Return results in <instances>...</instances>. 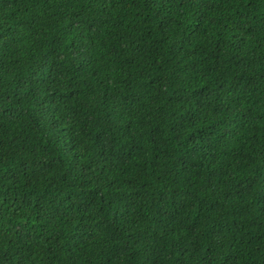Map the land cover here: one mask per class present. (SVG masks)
<instances>
[{"label": "trees", "instance_id": "16d2710c", "mask_svg": "<svg viewBox=\"0 0 264 264\" xmlns=\"http://www.w3.org/2000/svg\"><path fill=\"white\" fill-rule=\"evenodd\" d=\"M0 264H264V0H0Z\"/></svg>", "mask_w": 264, "mask_h": 264}]
</instances>
